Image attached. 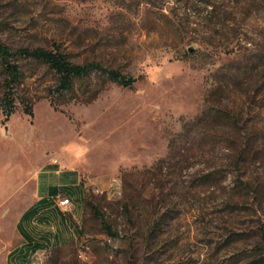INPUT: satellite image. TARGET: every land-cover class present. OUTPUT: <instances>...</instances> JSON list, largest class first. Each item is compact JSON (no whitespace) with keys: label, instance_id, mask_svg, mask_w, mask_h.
Returning <instances> with one entry per match:
<instances>
[{"label":"rangeland","instance_id":"rangeland-1","mask_svg":"<svg viewBox=\"0 0 264 264\" xmlns=\"http://www.w3.org/2000/svg\"><path fill=\"white\" fill-rule=\"evenodd\" d=\"M0 37L133 78L95 69L60 94L19 58L13 113L0 105V264H264V0H0ZM53 165L84 199L25 219ZM26 233L37 253L20 254Z\"/></svg>","mask_w":264,"mask_h":264},{"label":"trees","instance_id":"trees-1","mask_svg":"<svg viewBox=\"0 0 264 264\" xmlns=\"http://www.w3.org/2000/svg\"><path fill=\"white\" fill-rule=\"evenodd\" d=\"M19 58L34 59L46 63L58 74V84L55 86V91L63 94L66 91L73 89L75 80L77 78H85L89 76L93 70L99 69L106 72L109 77L122 84L131 85L133 83L132 77H126L117 69L104 67L98 62L76 63L67 57L60 47L50 49L46 47H18L13 48L4 42L0 37V63L6 71V78L4 83V94L1 98L0 105L3 107L7 116H10L15 108V88L22 77L21 66L18 62ZM95 214L101 215L104 226L111 234H116L112 225L107 221L105 215L101 214L96 206L92 204ZM42 208L37 203L28 209L24 216L25 219H31L35 215L42 214ZM35 210L34 213L31 212ZM47 217V216H46ZM47 219V218H46ZM263 247L264 249V229L262 230ZM13 251L10 252L12 254ZM14 255V254H12Z\"/></svg>","mask_w":264,"mask_h":264},{"label":"crops","instance_id":"crops-1","mask_svg":"<svg viewBox=\"0 0 264 264\" xmlns=\"http://www.w3.org/2000/svg\"><path fill=\"white\" fill-rule=\"evenodd\" d=\"M65 187L70 188L73 192V195L63 194L71 198L72 205L70 208L74 207L73 209H77L85 197L86 187L85 183L81 180L80 173H77L74 168L62 169L61 167L53 165L51 169L39 175L36 204L38 203L42 208L40 210L41 213L49 215V212L54 209L57 210L59 208L63 210V208L55 202V197L61 194V188ZM75 200L78 202L77 204H74ZM26 236L28 240L23 242L20 246V254H30L33 250L37 253L42 249L44 242L34 240L29 233H26Z\"/></svg>","mask_w":264,"mask_h":264},{"label":"built area","instance_id":"built-area-1","mask_svg":"<svg viewBox=\"0 0 264 264\" xmlns=\"http://www.w3.org/2000/svg\"><path fill=\"white\" fill-rule=\"evenodd\" d=\"M55 202L61 206L63 209H68L71 207L72 205V201H71V198L68 197V196H64L63 194H58L56 197H55ZM111 238L108 239V241L110 240ZM87 249L89 248V246L86 247Z\"/></svg>","mask_w":264,"mask_h":264}]
</instances>
